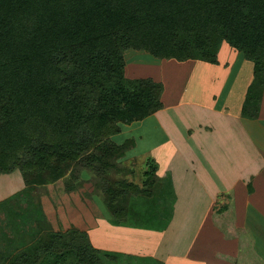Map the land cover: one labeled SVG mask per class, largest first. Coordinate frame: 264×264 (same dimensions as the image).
Wrapping results in <instances>:
<instances>
[{
    "label": "trees",
    "instance_id": "trees-1",
    "mask_svg": "<svg viewBox=\"0 0 264 264\" xmlns=\"http://www.w3.org/2000/svg\"><path fill=\"white\" fill-rule=\"evenodd\" d=\"M222 42L253 63L240 114L255 120L264 94V0H0V174L20 173L29 188L63 178L73 190L85 170L113 224L166 228L176 193L170 175L157 177L152 156L141 185L112 175L125 149L112 139L120 124L164 105L162 82L125 75V51L217 64ZM160 182L158 214L149 211ZM232 198L222 192L213 206L215 226L238 241L235 256H221L264 264L250 230L236 224ZM139 200L149 205L138 211ZM125 256L93 247L85 231L70 227L42 230L0 264H126Z\"/></svg>",
    "mask_w": 264,
    "mask_h": 264
},
{
    "label": "rangeland",
    "instance_id": "rangeland-1",
    "mask_svg": "<svg viewBox=\"0 0 264 264\" xmlns=\"http://www.w3.org/2000/svg\"><path fill=\"white\" fill-rule=\"evenodd\" d=\"M218 60L217 64L177 61L125 51V75L162 82V99L166 95L156 113L120 124L121 131L112 139L125 144V149L112 175L141 185L147 158L152 156L158 163V178L170 175L178 189L183 185L166 228L113 224L104 194L88 171H81L82 185L73 190L66 189L63 178L29 188L20 173H4L0 174V259L17 253L42 230L76 227L88 234L93 247L124 252L126 264H158L157 259L163 264H232L221 255L235 254L237 240L226 239L205 212L208 196L217 193L216 201L226 190L233 191L238 204L237 225L255 228L253 245L264 258V198L259 195H264V168L255 185V175L244 174L258 169L257 158L264 157V94L258 119L243 117L241 103L252 80L253 63L227 42H222ZM160 185L150 197L149 212L154 209L159 214ZM249 187L259 194L247 199ZM138 203L141 206L133 205L138 211L149 205L147 200ZM42 220L46 223L40 228Z\"/></svg>",
    "mask_w": 264,
    "mask_h": 264
},
{
    "label": "crops",
    "instance_id": "crops-1",
    "mask_svg": "<svg viewBox=\"0 0 264 264\" xmlns=\"http://www.w3.org/2000/svg\"><path fill=\"white\" fill-rule=\"evenodd\" d=\"M165 95L166 94H164V97H163V102H164V99H165ZM242 104V103H241ZM242 106V105H241ZM258 119V118H257ZM256 120V119H255ZM259 156H262V153L260 152V155ZM257 160H258V169H256L255 171H254V169L253 168H250L248 171H246V173H244L247 177H253L254 175V177H253V179L255 180V182H254V185L256 184V180H257V178L259 177V175H258V173H259V171L262 169V168H264V157L262 156L261 157V159H260V157H258L257 158ZM261 162H262V164H261ZM244 175V176H245ZM257 175V176H256ZM172 186H173V188H174V190H175V193H176V199H175V202H176V200H177V198H179L180 197V195L178 194L179 192V190L180 189H184L185 187L183 186V185H180L179 186V189H178V186L176 187L175 185H174V183H173V180H172ZM207 188V187H206ZM230 191V190H229ZM229 191H223V192H229ZM218 193H220V191L218 192ZM259 194V190H255V191H252V192H248V198L247 199H249V198H251L252 196H256V194ZM217 193H213L212 192V194H210L209 196H208V198H207V200L206 201H208L207 202V204H206V209H205V212L207 213V214H210V217H211V220H212V212H213V206H214V204L216 203V201L214 200V197H215V195H216ZM247 194V193H246ZM261 197H262V199L264 198V195L263 194H259ZM237 197H238V194H237ZM232 200H233V204H234V207H235V212H236V224H237V216H238V209H237V206H238V204H236L235 203V200L236 199H234V197L232 198ZM214 201H215V203H214ZM243 201H245L246 202V198H245V200H243ZM175 202H174V205H175ZM210 208H211V213H210ZM245 213H247V211L245 212ZM173 214H174V211H173ZM212 222H213V220H212ZM214 224V223H213ZM238 226H240V225H238ZM241 226H245V227H247L249 230H250V232L252 233V235H253V238L255 237V235H256V230H255V228H249L246 224L245 225H241ZM218 228V227H217ZM219 229V228H218ZM220 230V229H219ZM221 231V230H220ZM221 233H222V231H221ZM223 234V233H222ZM223 236H224V234H223ZM225 237V236H224ZM226 238V237H225ZM227 239V238H226ZM237 240V239H236ZM237 243H238V241H237ZM254 243V242H253ZM238 245V244H237ZM256 245V244H255ZM232 246V245H231ZM253 247H254V245H253ZM254 249H255V247H254ZM259 249V248H258ZM256 250V249H255ZM113 251H116V250H113ZM237 251H238V249L236 250V252H235V254H233L234 256L236 255V253H237ZM257 252H258V250H256ZM117 252H121V251H117ZM258 254H259V252H258ZM222 258V257H221ZM224 259V258H223ZM221 260V259H220ZM226 261V260H225Z\"/></svg>",
    "mask_w": 264,
    "mask_h": 264
}]
</instances>
